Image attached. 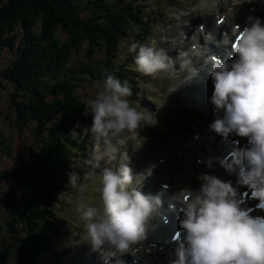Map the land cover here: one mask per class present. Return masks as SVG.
Segmentation results:
<instances>
[{"label": "clouds", "instance_id": "obj_1", "mask_svg": "<svg viewBox=\"0 0 264 264\" xmlns=\"http://www.w3.org/2000/svg\"><path fill=\"white\" fill-rule=\"evenodd\" d=\"M245 2L232 0L233 17L237 6ZM215 4L216 0H201V9L211 11ZM231 33L224 38V43L231 44L229 58L206 57L211 64L209 102L215 117L209 129L225 140L233 135L245 138L247 144L220 159L229 174L239 169L235 181L201 172L197 188L186 186L171 198L169 208L175 210L179 204L181 216L173 237L178 246L169 264H264V20L249 16L243 27L233 24ZM128 51L136 53V70L144 75L155 76L174 67L163 48L132 44ZM198 76L199 69L193 65L190 81ZM132 95L127 80L110 74L85 106L97 140L96 166L100 161L113 165L101 172L102 211L83 204L78 209L87 233L84 241L102 256L104 249L112 255H136L141 248L150 253L151 247L144 242L164 203L163 192L143 191L156 165L136 172L128 151H122L129 140L136 141L137 147L143 145L146 137L141 140L138 133L158 123L148 110L132 106L128 99ZM207 167L213 168L211 158ZM79 179L78 173H69L72 187L78 186ZM241 186L248 191L241 194ZM249 192L258 201L254 208L244 199Z\"/></svg>", "mask_w": 264, "mask_h": 264}, {"label": "trees", "instance_id": "obj_2", "mask_svg": "<svg viewBox=\"0 0 264 264\" xmlns=\"http://www.w3.org/2000/svg\"><path fill=\"white\" fill-rule=\"evenodd\" d=\"M145 13L135 0H0V58L16 50L0 76L9 87L17 128L33 129L30 158L0 168V181L12 180L21 190L18 202L15 189L4 192L10 202L4 224L11 232L15 226L24 231L13 246L0 247V264H40L47 243L66 227L55 208L75 157L87 159L90 130H83L91 115L85 106L94 98L81 95L76 80L103 82L115 75L129 82L130 98L136 99L138 80L124 72L132 69L114 61L127 31L138 40L151 37L155 24ZM101 50L105 58L94 57Z\"/></svg>", "mask_w": 264, "mask_h": 264}, {"label": "rangeland", "instance_id": "obj_3", "mask_svg": "<svg viewBox=\"0 0 264 264\" xmlns=\"http://www.w3.org/2000/svg\"><path fill=\"white\" fill-rule=\"evenodd\" d=\"M222 1L223 3L218 5V1L216 0L215 7L211 11H208L207 9H201V0H135V2L142 4V8L147 12L145 16H151L152 23L155 26L150 31L149 36L151 35V37L148 36V39L138 40V34L136 33L135 35L133 30L123 34L117 49L118 57H115L114 64H117V61L122 62L124 66L132 69V71L125 70L124 72L131 73L138 80V97L136 99L128 98L132 106L141 111L148 110V114L155 115L158 120L156 126H148L138 133L141 140H143L144 136L146 137L143 145L137 147L136 141L129 140L126 148L122 149V151H128L131 158V166L135 171L137 169H140V172L141 170L142 172L146 171L147 169L145 170L144 167L153 165L151 163L156 161V153L159 151L164 154L167 153L166 155H161L166 156V163H168L169 167L175 166L176 169L173 168L174 171L179 172L182 166L179 162L176 164L175 157L171 153H168V150L172 148L169 140H175L178 145L181 142V138H184V135L191 136L194 132L204 131L206 126L209 125V120L211 122V112H208L204 108L205 101L208 99L206 90L202 85H198V88L191 85L193 83L189 81L190 75L188 69L177 63L178 65H175L168 72H160L155 76L144 75L136 70L135 58L133 59L136 53L128 51L130 45L137 44L139 46L146 44L157 49L163 48L168 52V47H176L179 41V35L174 36V33L180 29V33L182 34L185 31L184 24H188V21L183 22V14L190 13L194 17L193 19H196L193 21V25L201 21L203 22L205 17H211L213 20L215 11L220 12L223 10L224 13L226 9V12L230 13V10L227 8L229 0ZM204 14L206 15L203 17ZM226 27L230 28L231 25H225L222 28L227 29ZM193 31L198 30L194 28ZM217 31L219 32V30ZM201 35L198 33L199 37ZM188 36H190V40L184 38L186 49L190 47L188 43L193 42V39H191L193 33L188 34ZM182 51L183 53H187L186 50L176 48L178 54H181ZM98 55L104 59L106 51L101 50L94 57ZM15 56V49L13 51L8 49L4 51L0 58V70L6 67ZM72 65H75V62H72ZM195 80L199 82L197 78ZM76 81L78 83L77 89L81 95L87 94L93 97H95L103 83L101 80H94L92 83H88L85 80ZM8 92L9 87L6 80L0 76V137L2 139L0 140V168L3 169L21 166L24 161L28 160L30 158L28 145L32 143L33 139L32 128H24L22 132L17 128L14 122V111L9 108ZM89 130L90 127L85 128L83 132H89ZM90 138L91 142L87 150V159L84 160L80 156L75 157L76 161L71 165L72 170L70 169L67 172L66 181L64 182L67 187L61 192L60 201L55 208L56 214L67 220V225L60 231L59 238L52 237L51 242L47 243L48 246L44 254L39 258L40 264H85L83 261L87 260L85 257L90 254V251L97 253L98 255L95 256L100 261L104 259L105 253L101 256L100 252L93 250L90 242L84 241L87 233L84 221L81 219L80 212L78 211L81 204L93 206L102 211L103 204L100 191L102 187L100 183L101 172L103 167L113 166L106 165L103 161H100L99 166H96L97 161L95 160L94 148L97 145V140L91 130ZM200 138L201 136L197 139ZM204 142L205 139H203L202 144ZM200 144L199 140L194 141V144L191 145L192 148L196 147L194 152L200 147ZM175 156L178 155L175 154ZM187 158H190V156H187ZM73 169L80 177L78 186L75 188L69 184V173ZM159 170L156 169L158 175L160 173ZM152 179L155 178L153 177ZM157 180L155 179V182ZM144 184L147 186L148 182L146 181ZM0 187V247L6 249L8 246H13L16 243V238L23 237L24 231L19 226H15L16 231L11 232L7 225L4 224V219L8 214L10 206L8 197L4 192L15 189L16 198L13 201L18 202L20 201L21 190L16 182L12 180L10 182L1 180ZM145 189L143 188V190ZM158 192L154 190V194ZM111 252L108 249L107 254ZM122 258L118 259V261H121Z\"/></svg>", "mask_w": 264, "mask_h": 264}, {"label": "bare ground", "instance_id": "obj_4", "mask_svg": "<svg viewBox=\"0 0 264 264\" xmlns=\"http://www.w3.org/2000/svg\"><path fill=\"white\" fill-rule=\"evenodd\" d=\"M218 1V5L219 4H222L223 3V1L221 2V0L219 1V0H217ZM226 1V0H225ZM253 0H249V7H251V6H253V2H252ZM231 5H232V0H229V2H228V5H227V8L230 10V13L228 12V14H227V17H226V20L224 21V24L225 25H231V27H232V25L233 24H235V21H234V17H233V15H232V8H231ZM224 7V6H223ZM251 10V9H250ZM206 14H204L203 15V17L205 16ZM247 16H249V14L247 15V13L245 14V17L244 18H242L241 19V24H240V26H242V24H243V21L245 20V18L247 17ZM214 17V16H213ZM194 17H192L191 16V14L190 13H186V14H183L182 15V19H183V22H185V21H188V24L186 25V24H184V26H185V31L181 34L180 33V29H178L179 31H177V32H175L174 33V36L176 35H179L178 36V39H179V41H178V43H177V45H176V47H174V46H170V47H168L169 49H168V52H169V54H176L177 52H176V48H181V50H186V52L188 53V56L185 58V61H189V62H191V65H194L196 68H198L199 69V76L197 77V80L199 81V82H197L195 79H193V80H191L192 81V83L193 84H191V85H193V86H195V87H197L198 85H202V83H205L207 86L209 85V84H211V81H212V79L211 78H206L205 76L207 75V73L204 71V69L203 68H201L200 66L201 65H203V66H206V65H208V63H206V57L209 55V51H213L212 49H217V45H215V42H217V39L221 36H224L225 34H227V36L228 37H231V35H232V33H231V27L230 28H227V29H223L222 27H223V25L221 26V27H219V28H217V25L216 24H214V18H213V20L211 19V17H205L204 18V22H206L207 23V25H206V28H205V31L203 32V36L201 35L202 33H200L199 32V34L202 36H200V38H197V37H194L193 39L194 40H192L193 42L192 43H188L190 46L192 45V44H194V41H196L195 43V45H196V47L194 48L195 50H193V48H189V49H186V41H185V36L184 35H187V37H186V40H188L189 38H190V36H188V34L190 35L191 33H193V35L195 34V31H193L194 30V28H196V26H198L199 24H200V22L199 23H197L196 25H193V21H195L194 19H193ZM240 22V21H239ZM187 23V22H186ZM247 22H245L244 24H243V26L246 24ZM237 24V23H236ZM239 24V23H238ZM214 26V27H213ZM213 27V28H212ZM182 30V29H181ZM217 30H219V32L217 31ZM193 31V32H192ZM197 35V34H196ZM209 35H212L213 37L212 38H209L208 36ZM198 36V35H197ZM199 37V36H198ZM190 40V39H189ZM202 42V43H201ZM173 45V44H172ZM221 48V47H220ZM177 51H179L178 49H177ZM232 51V50H231ZM178 65V64H177ZM205 77V78H204ZM201 79H203L204 80V82H203V80H201ZM189 81H190V79H189ZM213 82V81H212ZM190 83V82H189ZM198 88V87H197ZM194 89V88H193ZM189 91V90H188ZM208 98V97H207ZM203 127V126H202ZM207 127H209V125H207ZM195 133H201V132H194L193 134H191V136L189 137L188 135H184L183 137L184 138H181V142H180V144L179 145H176L175 144V141L173 140V141H171V140H169V142H170V146L172 147V148H170L169 150H168V153H171L174 157H175V160H178L179 158H183V165L185 166V167H187V170L188 171H190L191 169H190V167L192 166H194V163H195V153L193 152V149H196V148H192V150H190V148H188V147H185L184 148V146H187V145H192V144H194V138L192 139V135H194ZM203 139H205V142H211L212 140H211V138H210V136L209 135H207L206 133H202L201 134V139L199 140V142L201 143L200 145H202V141H203ZM204 142V143H205ZM154 143V142H153ZM203 143V144H204ZM166 145H168V143H166ZM184 145V146H183ZM160 146H161V144H160ZM195 146V145H194ZM192 147V146H191ZM154 149V148H153ZM198 149V148H197ZM166 151V150H165ZM160 153H162V152H160ZM164 154V153H163ZM175 154L176 155H178V156H175ZM156 155V154H155ZM187 156L189 157L190 156V158H187ZM177 164V163H176ZM145 168V170L146 169H148L149 167H144ZM158 168H161V171L163 172V171H165L166 169H167V166H166V164H164V165H156V167L154 168V170H153V174L151 175V176H149V177H147L146 178V180L145 181H147L148 182V184H147V186H146V192H147V190L149 191V190H154L155 189V187H156V184H157V187H158V182L159 181H156L155 182V179H158V175H157V173H156V169H158ZM141 172H142V170H141ZM158 172V171H157ZM162 172H161V174H162ZM145 174H147V172L145 173ZM160 174V173H159ZM155 178V179H152V178ZM169 182H170V190L171 191H165V192H163L164 193V195H166V196H168L169 195V199H168V203H170V202H174V201H172V197H173V195H174V188H175V186H174V182H175V179L173 178V176L172 175H170V178H169ZM156 192H158V190H155ZM160 192V191H159ZM172 232V228H169V225L168 226H166V225H162L161 223H157V224H154L153 225V229L152 230H150L149 231V233H148V238L147 239H151L152 238V236H153V238H152V241L154 242L153 244L155 245L154 246V248L155 247H157V246H162L163 247V250L164 249H166L167 247H168V252L171 254V255H173L174 254V251H175V249H176V247L177 246H175L176 245V242H171V241H168V237L167 236H169L170 235V233ZM151 237V238H150ZM81 246H83V245H81ZM86 247V246H85ZM157 251L160 253L162 250H159V248H157ZM107 252H108V249H104V251H103V253H105V256H104V258H106L109 254H111V256H112V261H111V264H115L116 263V261L118 262V263H121V261H118L117 260V255L119 254V253H116V255L115 256H113L112 255V253H108L107 254ZM100 254V253H99ZM128 253H125V257L122 259V260H127L128 262H130L131 264H132V262H131V260L130 259H127L126 258V255H127ZM102 256V255H101ZM159 256V255H158ZM138 258L140 259V261H142L144 264H168V260H167V258L166 257H154V254H153V251H151L150 252V254L148 255V256H146V257H143V255H142V253H140L139 255H138ZM151 258H154V259H151ZM92 259H94V260H98L99 258H97L96 256H95V254H94V256L92 257ZM94 260H92V262L94 261ZM104 260V259H103ZM103 260H102V263H103ZM91 264H94V262L93 263H91ZM108 264H110L109 262H108Z\"/></svg>", "mask_w": 264, "mask_h": 264}, {"label": "snow or ice", "instance_id": "obj_5", "mask_svg": "<svg viewBox=\"0 0 264 264\" xmlns=\"http://www.w3.org/2000/svg\"><path fill=\"white\" fill-rule=\"evenodd\" d=\"M164 187H167V185H164Z\"/></svg>", "mask_w": 264, "mask_h": 264}]
</instances>
